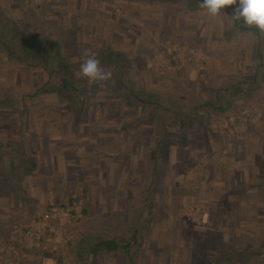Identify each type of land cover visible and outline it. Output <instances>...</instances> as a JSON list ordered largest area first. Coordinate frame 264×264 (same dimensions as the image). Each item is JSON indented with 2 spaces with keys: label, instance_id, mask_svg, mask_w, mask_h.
<instances>
[{
  "label": "rangeland",
  "instance_id": "374dc122",
  "mask_svg": "<svg viewBox=\"0 0 264 264\" xmlns=\"http://www.w3.org/2000/svg\"><path fill=\"white\" fill-rule=\"evenodd\" d=\"M186 1L0 0L4 21H17L32 40L57 42L61 57L86 88L88 81L79 75L83 50L102 56V66L107 51L119 54L114 64L123 73L96 84L101 91L87 99L92 112L83 115L113 119L114 112L104 114L99 107L120 104L125 125L138 117L137 130L146 142L138 146L140 155L146 148V158L159 156L142 165L146 171L147 165L154 170L158 164V181L139 177V192L126 193L127 203L115 198L106 202L107 210L89 207L75 232L68 231L71 239L54 256L56 264H264V36L242 20V29L231 34L235 5L222 10L228 16L211 17L206 11L198 15ZM189 50L204 58L203 69L182 56ZM60 78L56 73L50 77L55 85ZM47 81L49 71L35 61L27 66L0 56V108L70 106L46 91L33 99L18 95H31ZM123 83L159 101L160 108L189 118L178 133L173 127L166 130L164 138L159 119L146 113L139 118L137 101ZM207 104L224 110L212 113ZM58 114L74 119L70 112ZM22 115L23 110L10 117ZM233 202L247 211L232 212ZM137 220H150L148 229ZM119 237L130 244V257L92 255L97 241ZM248 250L262 255H244ZM12 258L0 253V264L16 263Z\"/></svg>",
  "mask_w": 264,
  "mask_h": 264
},
{
  "label": "crops",
  "instance_id": "0c3cea01",
  "mask_svg": "<svg viewBox=\"0 0 264 264\" xmlns=\"http://www.w3.org/2000/svg\"><path fill=\"white\" fill-rule=\"evenodd\" d=\"M196 9L198 15L206 11ZM210 20L204 21L208 24ZM240 22L231 21V34L234 35L239 27L242 29ZM253 30L258 34L256 28ZM234 44L239 45V40ZM23 94L18 95L23 98ZM60 106L0 108V114L7 115L0 118V244L17 247L20 256L12 259L16 261L14 264H40L39 254L35 255V250L20 244L21 234L48 209L50 199L58 204L73 199L84 201L82 218L67 228L69 232H75L78 222L92 206L97 204L99 206L95 207L104 211L107 210L106 202L115 198L127 203L126 193L139 192L136 182L139 177L146 176V181L147 176L151 177L152 184H155L153 166L147 165V170L143 171L142 165L149 159L155 162L157 156L146 158V148L141 155L138 152V146L146 142L144 135L140 137V130H137L140 128L137 116L135 120L131 118L127 127L120 115L123 106L103 104L99 107L101 113L114 112L113 119H107L106 114L103 118L100 114L92 117L94 120L88 119L90 115L86 118L83 112H92V108L85 106L78 119L72 115L74 119L70 120V115L59 116L58 113H71V108ZM22 110L24 115L21 118L10 117L11 113ZM152 184L147 192H152ZM120 205L123 208V204ZM229 207L248 209L237 202ZM149 222L137 220L136 224L148 229ZM121 239L115 238L116 241Z\"/></svg>",
  "mask_w": 264,
  "mask_h": 264
},
{
  "label": "trees",
  "instance_id": "16d2710c",
  "mask_svg": "<svg viewBox=\"0 0 264 264\" xmlns=\"http://www.w3.org/2000/svg\"><path fill=\"white\" fill-rule=\"evenodd\" d=\"M18 1L21 2V0ZM148 1L172 2L175 0ZM198 1L199 0H188L186 1V7H188L189 9L198 8ZM13 4H15V2L11 3V5ZM21 40H23V44L21 43L18 47H15L14 44L16 43V41L21 42ZM1 44V57H4L5 59L16 60L19 63L27 66H31L33 61H35L45 71H49V81H47L43 87H40L36 91H34L31 95L27 93L23 95L24 98L33 99L43 93V91H46L50 94H55L60 100L70 104L69 107L71 108L72 115H74L76 119H78L81 115V110L85 106H87V99H91L97 96L101 91L99 90L100 88L96 84L89 85V88H86L84 84L78 83L80 81H78V79L76 78L74 71L68 68V63L65 61L64 58L61 57V51L58 48L59 46L57 42H55L54 40H50V38L47 37L39 38L38 40H32L28 38L27 34L22 30L17 21L11 19L4 21L3 16L0 15V45ZM52 54H54V56ZM119 56V54L114 53L112 50L107 51V53L103 55V59L105 60V65L103 66L105 68L111 69L112 72L114 71L113 74L123 73L121 66L117 64L116 68L114 64L115 57ZM55 73L60 75L61 77L57 85L52 84V81L50 79V77H52V75ZM122 85L124 89H128L129 96L135 101H137V105L139 107V117H141L143 113H146V115L149 114L150 117H156L157 119H159L158 124L162 125H160L161 127H159V130L160 132H163L164 138L168 134L166 130H168L170 127H173V129H176L178 133V128L184 126L183 121L189 118V116L184 113L169 111L168 109L165 110L164 108H160L161 104L159 103V101H156L152 97L145 99L143 98L145 97L144 95H142L140 92L135 91L132 87L128 88L127 86H125V83H123ZM208 106L210 107V111L212 113L215 112L216 109H218V111L224 110L223 106L214 108L213 105L207 104L206 107ZM157 113L161 115L165 114L166 117H161V115L157 116ZM169 116H171V119L169 118ZM161 120H163L164 123ZM155 166L156 167L154 169V181L156 183L159 178L157 167L158 164H155ZM92 251L94 254H98V252L101 251L108 253L122 252L126 253L130 257V244L126 243L125 239L123 238L120 241H116L115 239L101 240L97 241L94 244ZM35 255H38L37 252L35 253ZM234 255H240V252L234 253ZM244 255L258 256L260 254L256 250H248V252Z\"/></svg>",
  "mask_w": 264,
  "mask_h": 264
},
{
  "label": "built area",
  "instance_id": "2783aa9c",
  "mask_svg": "<svg viewBox=\"0 0 264 264\" xmlns=\"http://www.w3.org/2000/svg\"><path fill=\"white\" fill-rule=\"evenodd\" d=\"M182 56L187 61L193 62L203 69L204 58L194 50L185 51ZM179 58L181 59V55H179ZM83 208L84 201L82 199H73L66 204H58L50 199L48 209L41 216L34 219L29 227L22 232L20 244L35 250L39 254L40 264H56L54 256L71 239L67 228L76 220L82 218ZM0 253L5 257H13L12 259H18L20 256L17 247L11 244H0Z\"/></svg>",
  "mask_w": 264,
  "mask_h": 264
},
{
  "label": "clouds",
  "instance_id": "9594fccd",
  "mask_svg": "<svg viewBox=\"0 0 264 264\" xmlns=\"http://www.w3.org/2000/svg\"><path fill=\"white\" fill-rule=\"evenodd\" d=\"M233 5L236 7L230 16L231 19L234 22L242 20L245 26L258 29L260 35L264 36V0H199L198 3V7L206 10L212 17L227 15L222 10ZM81 61L79 75L85 78L89 85L107 82L112 78V70L102 66L96 51L84 49Z\"/></svg>",
  "mask_w": 264,
  "mask_h": 264
}]
</instances>
